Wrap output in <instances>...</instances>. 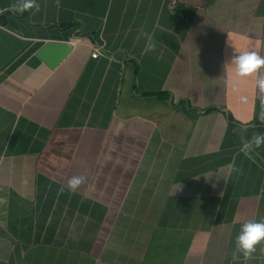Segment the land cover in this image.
I'll use <instances>...</instances> for the list:
<instances>
[{
    "label": "crops",
    "instance_id": "crops-1",
    "mask_svg": "<svg viewBox=\"0 0 264 264\" xmlns=\"http://www.w3.org/2000/svg\"><path fill=\"white\" fill-rule=\"evenodd\" d=\"M23 2L0 0V264H264L233 260L264 218L238 132L264 94L230 63L264 56V0ZM44 41L73 43L48 67Z\"/></svg>",
    "mask_w": 264,
    "mask_h": 264
},
{
    "label": "clouds",
    "instance_id": "clouds-1",
    "mask_svg": "<svg viewBox=\"0 0 264 264\" xmlns=\"http://www.w3.org/2000/svg\"><path fill=\"white\" fill-rule=\"evenodd\" d=\"M35 9L39 10V5L36 0H24L21 11ZM155 45L149 46V50H154ZM230 63L234 65V74L236 77H255V84L261 94H264V56L260 55L257 51H245L230 57ZM264 99V95L261 96ZM246 100V97H242ZM247 129H239L238 132L242 137L243 144L241 151L245 157L251 159L252 153L264 146V133L253 132L250 138L244 139ZM230 173H240L241 169L233 162L230 166ZM86 183V177L83 175H73L67 181V188L71 192H75L81 185ZM179 185L177 186V189ZM176 189V190H177ZM64 186L58 190V195L63 194ZM236 249L233 253V260L238 258V255H243L250 258L256 252L257 247L261 246V251H264V218L259 221L246 220L241 225L239 234L236 237Z\"/></svg>",
    "mask_w": 264,
    "mask_h": 264
},
{
    "label": "water",
    "instance_id": "water-1",
    "mask_svg": "<svg viewBox=\"0 0 264 264\" xmlns=\"http://www.w3.org/2000/svg\"><path fill=\"white\" fill-rule=\"evenodd\" d=\"M69 46L62 41H44L36 56L48 67H53L68 52Z\"/></svg>",
    "mask_w": 264,
    "mask_h": 264
},
{
    "label": "built area",
    "instance_id": "built-area-1",
    "mask_svg": "<svg viewBox=\"0 0 264 264\" xmlns=\"http://www.w3.org/2000/svg\"><path fill=\"white\" fill-rule=\"evenodd\" d=\"M71 43H73V42H69V43H67L68 45H72ZM101 50H100V48L99 47H93L92 49H91V51H90V57H93V58H95V57H97L98 55H101Z\"/></svg>",
    "mask_w": 264,
    "mask_h": 264
}]
</instances>
